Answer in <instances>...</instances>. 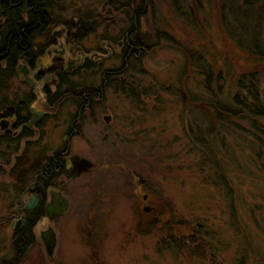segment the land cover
I'll return each instance as SVG.
<instances>
[{
	"label": "flooded vegetation",
	"instance_id": "af4514ba",
	"mask_svg": "<svg viewBox=\"0 0 264 264\" xmlns=\"http://www.w3.org/2000/svg\"><path fill=\"white\" fill-rule=\"evenodd\" d=\"M198 30L199 0H0V254L12 253L0 264L40 250L38 223L57 230L75 200L92 254L98 204L119 181L139 226H167L160 243L184 247L189 236L126 158L131 121L162 108L165 92L198 108L186 87L199 76Z\"/></svg>",
	"mask_w": 264,
	"mask_h": 264
},
{
	"label": "rangeland",
	"instance_id": "374dc122",
	"mask_svg": "<svg viewBox=\"0 0 264 264\" xmlns=\"http://www.w3.org/2000/svg\"><path fill=\"white\" fill-rule=\"evenodd\" d=\"M198 36V80H186L198 108L165 92L162 108L131 121L138 139L126 158L189 236L184 247L160 243L167 226H139L132 187L119 181L98 204L93 256L78 235L75 200L57 228L54 258L40 246L20 264H264V116L246 108L264 107V0H199ZM244 107L247 114L232 116Z\"/></svg>",
	"mask_w": 264,
	"mask_h": 264
},
{
	"label": "water",
	"instance_id": "95a60500",
	"mask_svg": "<svg viewBox=\"0 0 264 264\" xmlns=\"http://www.w3.org/2000/svg\"><path fill=\"white\" fill-rule=\"evenodd\" d=\"M36 231L45 257L48 261L52 260L57 242V230L54 221L52 219L48 220L46 217L38 223Z\"/></svg>",
	"mask_w": 264,
	"mask_h": 264
},
{
	"label": "trees",
	"instance_id": "16d2710c",
	"mask_svg": "<svg viewBox=\"0 0 264 264\" xmlns=\"http://www.w3.org/2000/svg\"><path fill=\"white\" fill-rule=\"evenodd\" d=\"M260 57V56H259ZM252 76V75H251ZM250 76V77H251ZM244 86V88L246 87L245 85H243ZM250 91V90H249ZM251 92V91H250ZM252 96H253V98H257L256 96V94L255 93H252ZM234 101L236 102V103H238V105L241 107V106H243V104H244V99L243 98H237V97H235L234 98ZM246 108L247 109H249L252 113H254L255 115H258V116H264V107H263V105L261 104L259 107H256V105L255 104H250V105H248V106H246ZM241 110V111H240ZM240 110H238L237 112H233L232 111V116H239V115H242L243 114V111H245L244 113H246V109H245V107H244V109L243 108H241ZM247 114V113H246ZM248 117H249V114H248Z\"/></svg>",
	"mask_w": 264,
	"mask_h": 264
}]
</instances>
